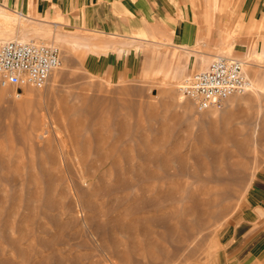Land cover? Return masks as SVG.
<instances>
[{
  "label": "rangeland",
  "instance_id": "374dc122",
  "mask_svg": "<svg viewBox=\"0 0 264 264\" xmlns=\"http://www.w3.org/2000/svg\"><path fill=\"white\" fill-rule=\"evenodd\" d=\"M87 34L0 5V41L53 44L62 57L44 88L0 87V264H213L264 164V93L252 84L200 110L184 78L122 77L133 44L94 56ZM199 50L202 69L220 55L249 62ZM166 168L193 172L158 181ZM179 184L182 196L158 200ZM247 264H264V244Z\"/></svg>",
  "mask_w": 264,
  "mask_h": 264
},
{
  "label": "crops",
  "instance_id": "0c3cea01",
  "mask_svg": "<svg viewBox=\"0 0 264 264\" xmlns=\"http://www.w3.org/2000/svg\"><path fill=\"white\" fill-rule=\"evenodd\" d=\"M0 5L89 33L85 49L94 56L133 44L119 72L143 81L185 79L205 66L209 53L201 46L226 47L249 58L248 75L264 93V0H0ZM111 67L105 60L104 69ZM260 168L213 264H247L264 244V164Z\"/></svg>",
  "mask_w": 264,
  "mask_h": 264
},
{
  "label": "built area",
  "instance_id": "2783aa9c",
  "mask_svg": "<svg viewBox=\"0 0 264 264\" xmlns=\"http://www.w3.org/2000/svg\"><path fill=\"white\" fill-rule=\"evenodd\" d=\"M61 64V51L53 44L0 42V87H12L17 92L29 86L44 88ZM245 64L237 58L216 56L207 68L185 78L179 89L200 110L220 107L230 96L246 93L252 87Z\"/></svg>",
  "mask_w": 264,
  "mask_h": 264
},
{
  "label": "bare ground",
  "instance_id": "6f19581e",
  "mask_svg": "<svg viewBox=\"0 0 264 264\" xmlns=\"http://www.w3.org/2000/svg\"><path fill=\"white\" fill-rule=\"evenodd\" d=\"M21 15V14H20ZM11 40H20V41H29V40H24V39H11ZM6 41H8V40H6ZM31 41H34V40H31ZM0 42H3V41H0ZM36 42H39V43H44V42H40V41H36ZM247 64V63H246ZM52 75V74H51ZM248 76V75H247ZM32 91H33V89H28V92L29 93H32ZM5 92V90H2V94ZM17 96H19V94L17 95ZM20 103V102H19ZM2 113L3 112H1V116H3L2 115ZM210 154L212 155V156H214L215 155V153L212 151V152H210ZM170 169V168H169ZM168 168H166L165 170H164V175H162V176H160V177H158L157 178V180L158 179H160V178H166V177H171V175H173V176H176V177H178V176H180V175H184V174H188V175H191V173L193 172L192 170H189V169H187V168H176L175 170L173 169V171L171 172L170 170H169ZM207 169H210V168H207ZM206 169V170H207ZM196 168H194V172L195 173H193V175L194 174H196ZM195 177L196 176H198V175H194ZM159 181V180H158ZM162 182V181H161ZM206 184V183H205ZM180 186H179V188H178V190L176 191V193H174V194H170L171 192H169L168 190H163V191H160V193H157L158 194V200L161 202H167V201H169V200H171V199H173L174 197H178V196H182L183 195V193H182V191L184 192V188L182 189V187H181V184H179ZM163 187V186H162ZM152 203H156V201L154 202V200L153 201H151ZM163 217H165V216H163ZM162 217V218H163ZM156 225L157 226H160L161 225V227H167L168 226V224L166 223V220L165 219H160V220H158V222L156 223ZM174 229L175 228H173V231L172 232H174ZM145 231V230H144ZM163 236H165V233L163 232V234H162ZM180 237H179V239H177V238H175V243H177L176 245H175V247H181L182 245H183V240H184V236L183 235H179ZM162 239L164 240V241H167V242H169L170 243V241L168 240V239H165L164 237H162ZM174 246V245H173ZM165 247L163 246V248H161L160 250L162 251V252H165ZM178 258V257H177ZM153 262V261H152ZM151 262V263H152ZM153 263H155V262H153ZM152 263V264H153Z\"/></svg>",
  "mask_w": 264,
  "mask_h": 264
}]
</instances>
